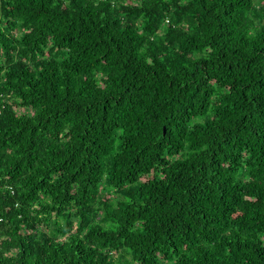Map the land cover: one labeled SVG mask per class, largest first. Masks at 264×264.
I'll return each mask as SVG.
<instances>
[{
    "label": "trees",
    "instance_id": "16d2710c",
    "mask_svg": "<svg viewBox=\"0 0 264 264\" xmlns=\"http://www.w3.org/2000/svg\"><path fill=\"white\" fill-rule=\"evenodd\" d=\"M0 264H264V0H0Z\"/></svg>",
    "mask_w": 264,
    "mask_h": 264
},
{
    "label": "built area",
    "instance_id": "2783aa9c",
    "mask_svg": "<svg viewBox=\"0 0 264 264\" xmlns=\"http://www.w3.org/2000/svg\"><path fill=\"white\" fill-rule=\"evenodd\" d=\"M6 187H8V186H6ZM8 188H10V187H8Z\"/></svg>",
    "mask_w": 264,
    "mask_h": 264
}]
</instances>
